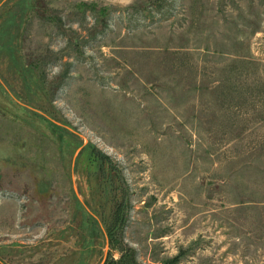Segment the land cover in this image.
Here are the masks:
<instances>
[{
  "label": "rangeland",
  "instance_id": "1",
  "mask_svg": "<svg viewBox=\"0 0 264 264\" xmlns=\"http://www.w3.org/2000/svg\"><path fill=\"white\" fill-rule=\"evenodd\" d=\"M0 264H264V0H0Z\"/></svg>",
  "mask_w": 264,
  "mask_h": 264
},
{
  "label": "trees",
  "instance_id": "2",
  "mask_svg": "<svg viewBox=\"0 0 264 264\" xmlns=\"http://www.w3.org/2000/svg\"><path fill=\"white\" fill-rule=\"evenodd\" d=\"M19 33V31L17 32V34H16V36H17V38H20V33Z\"/></svg>",
  "mask_w": 264,
  "mask_h": 264
}]
</instances>
